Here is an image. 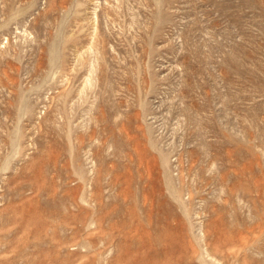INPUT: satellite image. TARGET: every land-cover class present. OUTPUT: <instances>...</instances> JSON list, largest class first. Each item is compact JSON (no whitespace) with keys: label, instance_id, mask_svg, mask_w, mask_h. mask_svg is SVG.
Here are the masks:
<instances>
[{"label":"rangeland","instance_id":"obj_1","mask_svg":"<svg viewBox=\"0 0 264 264\" xmlns=\"http://www.w3.org/2000/svg\"><path fill=\"white\" fill-rule=\"evenodd\" d=\"M0 264H264V0H0Z\"/></svg>","mask_w":264,"mask_h":264}]
</instances>
